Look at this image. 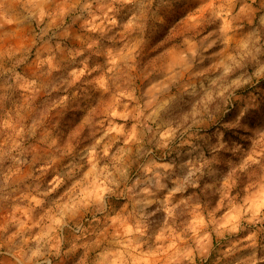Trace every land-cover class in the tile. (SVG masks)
Returning <instances> with one entry per match:
<instances>
[{
    "label": "clouds",
    "instance_id": "1",
    "mask_svg": "<svg viewBox=\"0 0 264 264\" xmlns=\"http://www.w3.org/2000/svg\"><path fill=\"white\" fill-rule=\"evenodd\" d=\"M0 264H264V0H0Z\"/></svg>",
    "mask_w": 264,
    "mask_h": 264
}]
</instances>
